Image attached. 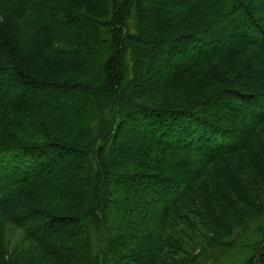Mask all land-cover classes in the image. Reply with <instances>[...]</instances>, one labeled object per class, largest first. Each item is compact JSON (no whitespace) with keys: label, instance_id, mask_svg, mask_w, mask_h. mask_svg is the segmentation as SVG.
Here are the masks:
<instances>
[{"label":"trees","instance_id":"obj_1","mask_svg":"<svg viewBox=\"0 0 264 264\" xmlns=\"http://www.w3.org/2000/svg\"><path fill=\"white\" fill-rule=\"evenodd\" d=\"M263 240L264 0H0V264H253Z\"/></svg>","mask_w":264,"mask_h":264},{"label":"rangeland","instance_id":"obj_2","mask_svg":"<svg viewBox=\"0 0 264 264\" xmlns=\"http://www.w3.org/2000/svg\"><path fill=\"white\" fill-rule=\"evenodd\" d=\"M207 29L208 30H212L213 29V26H209L208 25V27H207ZM159 52V50L158 49H155L154 48V50H153V52L152 53H155V54H157ZM148 55H149V52H148ZM150 59H148V58H146V62H148V64L150 63V61H149ZM164 60L163 59H161L160 60V63H159V65H162L161 67V71H159V76L161 77L162 76V74L165 72V71H168V70H165L166 69V67L164 66ZM176 63V60H173V64H175ZM177 63H180L179 61H177ZM150 65V64H149ZM171 67H172V69H173V65H171ZM171 67H170V69H171ZM151 71H152V73L154 72V68H151ZM151 74V73H150ZM156 74L157 73H154V76L156 77ZM127 141V140H126ZM130 145H129V147H132V146H134L136 143H133V142H130L129 143ZM255 225L256 224H253L252 226L253 227H255ZM5 235H7V238H8V242H9V244L11 245V246H13V245H15L21 238H20V231H19V229L18 228H15V227H12V226H10L9 224H7L6 226H5ZM256 255V254H255ZM255 258V257H254ZM217 264H231V261H224V262H222V263H217Z\"/></svg>","mask_w":264,"mask_h":264},{"label":"water","instance_id":"obj_3","mask_svg":"<svg viewBox=\"0 0 264 264\" xmlns=\"http://www.w3.org/2000/svg\"><path fill=\"white\" fill-rule=\"evenodd\" d=\"M263 254H264V240L255 255L253 264H261Z\"/></svg>","mask_w":264,"mask_h":264}]
</instances>
